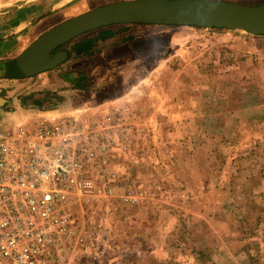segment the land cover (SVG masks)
<instances>
[{
    "label": "rangeland",
    "instance_id": "374dc122",
    "mask_svg": "<svg viewBox=\"0 0 264 264\" xmlns=\"http://www.w3.org/2000/svg\"><path fill=\"white\" fill-rule=\"evenodd\" d=\"M52 1L0 0V114L53 112L94 153L60 264H264V36L129 25L93 56L69 43L55 69L8 79L24 8L54 28L132 0ZM46 93L41 107L24 101Z\"/></svg>",
    "mask_w": 264,
    "mask_h": 264
},
{
    "label": "built area",
    "instance_id": "2783aa9c",
    "mask_svg": "<svg viewBox=\"0 0 264 264\" xmlns=\"http://www.w3.org/2000/svg\"><path fill=\"white\" fill-rule=\"evenodd\" d=\"M93 151L64 120L0 114V264H60Z\"/></svg>",
    "mask_w": 264,
    "mask_h": 264
},
{
    "label": "water",
    "instance_id": "95a60500",
    "mask_svg": "<svg viewBox=\"0 0 264 264\" xmlns=\"http://www.w3.org/2000/svg\"><path fill=\"white\" fill-rule=\"evenodd\" d=\"M145 25L241 30L264 36V3L245 6L213 0H132L111 3L66 20L40 35L19 56L9 61L6 77L32 78L61 65L65 45L115 26ZM0 95V108L4 105Z\"/></svg>",
    "mask_w": 264,
    "mask_h": 264
},
{
    "label": "crops",
    "instance_id": "0c3cea01",
    "mask_svg": "<svg viewBox=\"0 0 264 264\" xmlns=\"http://www.w3.org/2000/svg\"><path fill=\"white\" fill-rule=\"evenodd\" d=\"M70 2L71 0H54L51 2V4L49 3L47 6L50 7H59L62 5L65 6ZM43 7L45 8V6ZM24 9L26 10V14H27L26 18L22 19L23 21L19 22L16 26H14V28L12 29L13 32L11 33L12 36H9L12 39L15 38L17 39L18 42H20V46L22 49L21 52L18 53L19 55L40 35H42V33H45V31L52 28V26H50L51 22L49 23L46 22L48 21L47 17L40 19L41 14L40 15L36 14L40 10L39 5L29 6ZM9 39L10 38L6 39V41ZM17 49L15 48L14 51L16 52ZM48 114H53V112L44 113V115H48Z\"/></svg>",
    "mask_w": 264,
    "mask_h": 264
},
{
    "label": "trees",
    "instance_id": "16d2710c",
    "mask_svg": "<svg viewBox=\"0 0 264 264\" xmlns=\"http://www.w3.org/2000/svg\"><path fill=\"white\" fill-rule=\"evenodd\" d=\"M129 30V26H121L117 29L113 28H106L103 30H100L96 32L94 35L87 36L81 40H78L76 42L70 43V51L73 54L81 55L84 57H90L93 56L96 53V48L99 43L105 42L108 38L114 37L116 35L122 36L126 34V32ZM133 42L132 36H126L123 38L119 44L123 43H131ZM69 55V54H68ZM84 79V78H83ZM78 81V80H77ZM80 81H83L82 79ZM73 84H75L74 81ZM75 88L80 90H87L85 87L80 86L78 84L74 85ZM50 96L49 93L46 94H39V95H31L24 98V101H31V104L36 107H41L43 102L47 100V98Z\"/></svg>",
    "mask_w": 264,
    "mask_h": 264
},
{
    "label": "bare ground",
    "instance_id": "6f19581e",
    "mask_svg": "<svg viewBox=\"0 0 264 264\" xmlns=\"http://www.w3.org/2000/svg\"><path fill=\"white\" fill-rule=\"evenodd\" d=\"M17 1H23V0H17ZM27 1H32V0H27ZM40 113H42V112H40Z\"/></svg>",
    "mask_w": 264,
    "mask_h": 264
}]
</instances>
